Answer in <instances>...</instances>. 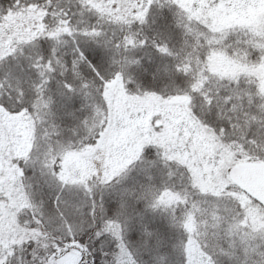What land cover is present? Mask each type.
Returning <instances> with one entry per match:
<instances>
[{
	"label": "snow or ice",
	"instance_id": "obj_1",
	"mask_svg": "<svg viewBox=\"0 0 264 264\" xmlns=\"http://www.w3.org/2000/svg\"><path fill=\"white\" fill-rule=\"evenodd\" d=\"M0 264H264V0H0Z\"/></svg>",
	"mask_w": 264,
	"mask_h": 264
}]
</instances>
